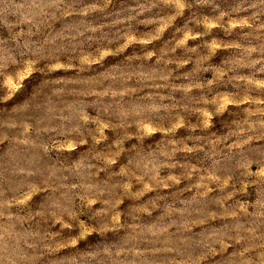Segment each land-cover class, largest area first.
Masks as SVG:
<instances>
[{
	"label": "clouds",
	"instance_id": "1",
	"mask_svg": "<svg viewBox=\"0 0 264 264\" xmlns=\"http://www.w3.org/2000/svg\"><path fill=\"white\" fill-rule=\"evenodd\" d=\"M0 264H264V0H0Z\"/></svg>",
	"mask_w": 264,
	"mask_h": 264
}]
</instances>
